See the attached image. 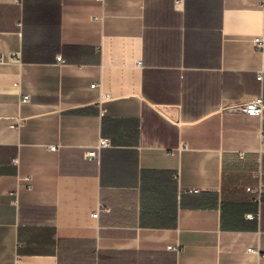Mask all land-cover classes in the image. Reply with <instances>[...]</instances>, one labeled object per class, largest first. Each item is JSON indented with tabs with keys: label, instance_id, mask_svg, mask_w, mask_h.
Instances as JSON below:
<instances>
[{
	"label": "crops",
	"instance_id": "0c3cea01",
	"mask_svg": "<svg viewBox=\"0 0 264 264\" xmlns=\"http://www.w3.org/2000/svg\"><path fill=\"white\" fill-rule=\"evenodd\" d=\"M262 35L264 0H0V264H264V120L228 108Z\"/></svg>",
	"mask_w": 264,
	"mask_h": 264
},
{
	"label": "built area",
	"instance_id": "2783aa9c",
	"mask_svg": "<svg viewBox=\"0 0 264 264\" xmlns=\"http://www.w3.org/2000/svg\"><path fill=\"white\" fill-rule=\"evenodd\" d=\"M254 43V47L257 50H263L264 49V35L262 36H258L256 37V39H254L253 41ZM3 57L2 55H0V62L2 61ZM59 59L61 60V57H59ZM264 76L263 74H259V79H262ZM95 87V85H93ZM23 100L24 102L29 101L30 100V95H24L23 96ZM228 108L232 111H236V112H245L248 114H252V115H259L263 118L264 120V95L263 94H258V95H253L251 98H249L248 100L244 101V102H236L233 103L231 105L228 106ZM264 136V133H263ZM110 144V140L107 138H103L100 143L94 147L93 149H90V151H88L86 153V157L87 158H97L99 156V151L102 147L107 146ZM56 146H52V149L55 150ZM15 163H17V160H15ZM250 191L252 192H257V190L253 189V188H248ZM108 208H105V210ZM94 217H97L99 214V211L93 213ZM170 249L172 250H179V246H169ZM250 251H254L252 250V248L250 249ZM259 250H257L258 252ZM264 256V254H262Z\"/></svg>",
	"mask_w": 264,
	"mask_h": 264
}]
</instances>
